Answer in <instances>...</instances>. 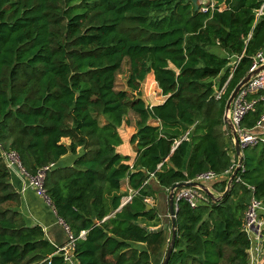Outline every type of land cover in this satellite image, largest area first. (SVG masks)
I'll return each mask as SVG.
<instances>
[{"label": "trees", "instance_id": "16d2710c", "mask_svg": "<svg viewBox=\"0 0 264 264\" xmlns=\"http://www.w3.org/2000/svg\"><path fill=\"white\" fill-rule=\"evenodd\" d=\"M259 53L264 0H215L198 11L187 0H0V144L31 175L57 165L44 190L76 239L79 264H161L172 232L145 200L208 171L221 177L212 192L226 191L238 164L226 103ZM126 60L128 90L118 91ZM150 74L167 97L152 107L142 99ZM130 112L134 161L118 151ZM263 114L260 100L241 127L255 129ZM242 153L220 200L195 189L192 207L176 192L168 264H249L245 216L252 197L264 206V142ZM68 154L73 164L59 166ZM21 205L0 148V264H66Z\"/></svg>", "mask_w": 264, "mask_h": 264}, {"label": "built area", "instance_id": "2783aa9c", "mask_svg": "<svg viewBox=\"0 0 264 264\" xmlns=\"http://www.w3.org/2000/svg\"><path fill=\"white\" fill-rule=\"evenodd\" d=\"M203 11H207V9L204 8ZM262 64H264V53H259L254 60L251 70L256 69ZM232 66L234 71L237 67V64L233 63ZM227 84L228 83H226L221 89L216 90V99L222 98L226 91ZM262 92L264 93V71L253 77L240 90L236 98L233 100V103L231 104L228 117L234 125L242 149L255 146L260 142H264V138L262 135L255 134L252 131L246 130L241 127L242 121L250 112L255 110L256 104L260 100L264 101V95H262L259 99H250L249 97L251 95L259 94ZM263 124L264 114L257 122L255 129L262 128ZM0 148L2 149V156L11 171L18 170L28 180L29 184L37 191V193L51 204L44 190V180L47 171L54 168L56 165L50 164L49 166L40 169L36 175H31L23 167L20 158L15 151L4 150L1 144ZM220 178L221 177L215 172L208 171L198 175L193 181L207 184L214 183ZM180 199H184L188 203H190L192 207H196L198 201L201 199V195L196 192L195 189L187 188L182 189L181 191H179V193H177V200ZM131 200V194L127 197H124L123 205L127 204ZM145 202L149 204L151 202V199L148 198L145 200ZM262 210H264L262 202L252 197L245 216V230L251 239V247L249 249V264H261V257L264 254V219L260 216ZM67 230L70 233L68 227ZM85 233L86 232H82L81 237H83ZM75 243L76 239L70 234L69 245L64 248H57L56 254H62L65 261H71L74 256L70 254V250L75 251Z\"/></svg>", "mask_w": 264, "mask_h": 264}, {"label": "crops", "instance_id": "0c3cea01", "mask_svg": "<svg viewBox=\"0 0 264 264\" xmlns=\"http://www.w3.org/2000/svg\"><path fill=\"white\" fill-rule=\"evenodd\" d=\"M202 1L210 2V4L215 3V0H202ZM150 75L154 77L153 74ZM159 93L160 96L157 97L156 101L152 103L148 102L147 105L152 107L155 105L163 104L167 99V97L162 95V91L160 89H159ZM126 125H129V123ZM250 131H252L255 134L262 135L264 138V124L262 128H257ZM135 132H136V127H134L133 130L130 132L129 139L124 138V144L120 146L118 149V151L123 155L130 156L133 161L137 156V147L136 145H132L130 143V139ZM63 142L65 144H70V140L68 139H64ZM75 158L76 156L68 154L58 162V165L63 167L71 166ZM11 182L15 187V189L22 196V205L20 211L24 216L28 225L41 226L45 231L47 239L56 248L67 247L70 242V233L68 232L66 225L57 216L52 205L37 193V191L29 184L28 180L18 170L11 171ZM209 184L210 183H207L205 185H207L211 189V186ZM122 190L124 192L130 191L128 183L124 184ZM168 195L166 194V192H160L157 194L158 197L156 202L154 200H151L150 203L152 207L156 205L159 216L161 218V222L163 224L161 225L162 227L164 226V224H167L169 222L168 220L170 218L168 216L169 215ZM160 227H156L152 229H158ZM140 247H142V245H140ZM70 254L74 257L71 261H66V264H79V262L75 258V251L70 250ZM260 263L264 264V254L261 257Z\"/></svg>", "mask_w": 264, "mask_h": 264}, {"label": "water", "instance_id": "95a60500", "mask_svg": "<svg viewBox=\"0 0 264 264\" xmlns=\"http://www.w3.org/2000/svg\"><path fill=\"white\" fill-rule=\"evenodd\" d=\"M191 3L194 4L195 6V10L198 11L200 10V8L202 6H209L210 2H203L202 0H187ZM262 71H264V64L258 66L256 69L251 70L246 76L245 78L235 87V89L232 91V93L230 94L227 103H226V109H225V116H224V122L225 124L228 126L231 136L233 138V144L235 146V152L236 155L238 156V164L236 165L235 170L233 171V173L230 175L229 180H228V185L226 188V191L221 195V196H216L211 189L202 183L199 182H195V181H188V182H180V183H176L170 190H169V195H168V205H169V217H170V227H171V232H172V240L170 245L167 248L166 254L164 256V259L162 261L161 264H168L169 260H170V256L173 252L174 249V242H175V238H176V234H177V228H176V217H177V204L175 202V196H176V192L178 190H182V189H189V188H193V189H198L203 191L204 193H206L207 195L211 196L214 200L218 201L221 198H223L224 196H226L232 187V183L234 181V179L236 178L239 170L242 168L243 166V153H242V147L238 138V135L235 131L234 125L232 123V121L229 119L228 115H229V111L231 108V104L233 103V100L236 98V96L238 95V93L240 92V90L256 75H258L259 73H261ZM153 207L151 205H148L147 210H151ZM168 228V224H164V226L162 227V229H167ZM149 231H153L156 232L157 229H152Z\"/></svg>", "mask_w": 264, "mask_h": 264}, {"label": "rangeland", "instance_id": "374dc122", "mask_svg": "<svg viewBox=\"0 0 264 264\" xmlns=\"http://www.w3.org/2000/svg\"><path fill=\"white\" fill-rule=\"evenodd\" d=\"M129 74H130V64H129V61L126 60L123 63L122 69H121L120 73L117 76L116 89L118 91H120V90H128L127 79L129 77ZM159 96H160V93H159L158 85L156 84L154 77L152 75H149L146 78V80L142 83V99L147 104L148 102H150V103L155 102L157 97H159ZM127 120L129 121V125L125 124L120 129L121 134H122L123 138H125V139H129L130 132L133 130L134 127H136L137 116L133 112H130V114L127 117ZM211 184L212 183H210L209 185L211 186ZM156 197H158V196L156 195ZM168 221L169 222L167 223L168 224V228L167 229H169L168 232H171L170 218H169ZM162 259H163V256H162L161 260L158 263H160L162 261Z\"/></svg>", "mask_w": 264, "mask_h": 264}]
</instances>
